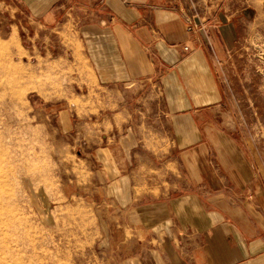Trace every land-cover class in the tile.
<instances>
[{
  "label": "rangeland",
  "instance_id": "1",
  "mask_svg": "<svg viewBox=\"0 0 264 264\" xmlns=\"http://www.w3.org/2000/svg\"><path fill=\"white\" fill-rule=\"evenodd\" d=\"M180 2L191 10L189 32L204 29L200 19L219 3ZM254 4L215 72L232 126L234 117L264 164V0ZM19 9L0 4V264H126L134 226L117 200L139 194L150 176L145 163L135 175L126 160L134 188L120 184L116 170L124 151H157L162 95L145 81L99 78L80 35L43 28ZM119 241L127 246L120 256Z\"/></svg>",
  "mask_w": 264,
  "mask_h": 264
},
{
  "label": "crops",
  "instance_id": "2",
  "mask_svg": "<svg viewBox=\"0 0 264 264\" xmlns=\"http://www.w3.org/2000/svg\"><path fill=\"white\" fill-rule=\"evenodd\" d=\"M218 2L200 19L206 29L189 32L191 10L180 0H0L43 28L74 30L99 78L145 81L162 95L157 151H124L116 170L134 188L126 160L135 175L145 163L150 176L139 194L117 200L136 243L123 263L264 264V164L234 117L232 126L215 72L216 59H230L238 20L257 8L254 0Z\"/></svg>",
  "mask_w": 264,
  "mask_h": 264
},
{
  "label": "built area",
  "instance_id": "3",
  "mask_svg": "<svg viewBox=\"0 0 264 264\" xmlns=\"http://www.w3.org/2000/svg\"><path fill=\"white\" fill-rule=\"evenodd\" d=\"M190 20V19H189ZM197 26V24L196 23H191V21H189V24H188V26H187V28H188V30H194L195 29V27ZM183 50H185V51H187L188 49H189V47H188V45H183Z\"/></svg>",
  "mask_w": 264,
  "mask_h": 264
}]
</instances>
